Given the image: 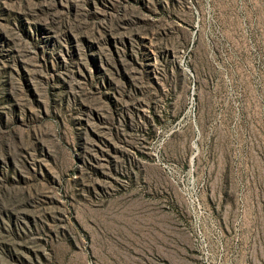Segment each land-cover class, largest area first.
I'll list each match as a JSON object with an SVG mask.
<instances>
[{"label": "rangeland", "instance_id": "374dc122", "mask_svg": "<svg viewBox=\"0 0 264 264\" xmlns=\"http://www.w3.org/2000/svg\"><path fill=\"white\" fill-rule=\"evenodd\" d=\"M0 264H264V0H0Z\"/></svg>", "mask_w": 264, "mask_h": 264}]
</instances>
